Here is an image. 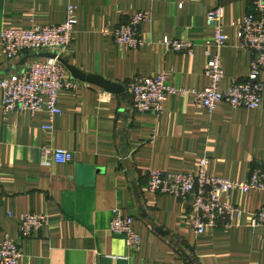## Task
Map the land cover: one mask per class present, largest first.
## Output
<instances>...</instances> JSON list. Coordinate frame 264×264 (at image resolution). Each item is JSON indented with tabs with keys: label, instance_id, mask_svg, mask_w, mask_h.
Wrapping results in <instances>:
<instances>
[{
	"label": "crops",
	"instance_id": "obj_1",
	"mask_svg": "<svg viewBox=\"0 0 264 264\" xmlns=\"http://www.w3.org/2000/svg\"><path fill=\"white\" fill-rule=\"evenodd\" d=\"M218 6L228 36L220 84L227 91L250 74L252 56L239 48L237 26L253 12L252 0H0V77L37 58L25 64L28 54L7 59L4 29L63 24L73 7L78 23L63 60L125 87L122 95L108 92L67 69V82L78 87L60 93L62 114L52 122L46 112L6 113L0 92V241L17 242L19 264H264V227L252 225L263 192L234 194L243 215L233 217L230 228L220 224L203 236L192 230L193 198L181 202L147 192L150 171L194 172L204 158L210 175L229 180L244 181L264 166V89L257 110L220 102L209 113L185 94L169 96L158 116L136 115L127 91L131 80L158 74L187 91L208 87L203 42L214 36L207 15ZM141 12L149 16L141 28L149 44L139 50L117 46L106 30ZM175 39L194 41V54L162 47V41ZM49 125L52 130L45 131ZM42 148L70 151L74 160L45 166ZM79 165L99 170L93 187L77 185ZM116 209L133 218L138 248L111 233ZM29 212L50 222L25 240L20 218Z\"/></svg>",
	"mask_w": 264,
	"mask_h": 264
},
{
	"label": "built area",
	"instance_id": "obj_2",
	"mask_svg": "<svg viewBox=\"0 0 264 264\" xmlns=\"http://www.w3.org/2000/svg\"><path fill=\"white\" fill-rule=\"evenodd\" d=\"M252 2L253 12L245 16L237 26L239 48L252 56L250 74L245 80L233 82L227 91L220 87L225 76L221 50L226 47L228 36L222 24L223 8L218 6L207 15V27L214 31V36L203 42L207 56L205 74L210 80L209 86L204 90L187 91L169 83L165 74L137 77L127 85L135 114L158 116L164 112L169 96L185 94L194 95L197 105L209 113H213L220 102H227L235 109L261 108L264 89V0ZM148 22V14L141 12L112 32L106 30V34H111L115 44L125 50H139L149 44L141 33V28ZM77 23L75 8L70 7L63 24L32 25L2 31L3 54L9 60L23 54L50 53L55 56L37 57L29 61L22 71L0 77L2 107L6 113L46 112L51 122L62 114L60 93L78 87V84L67 82L68 70L61 62L73 42ZM161 45L168 52L193 55L197 44L189 39H175L164 40ZM43 129L51 131L52 126ZM41 155L45 166L68 164L74 160V154L63 149L42 148ZM208 162L207 158L201 159L194 172L152 170L148 174L147 192L151 196L168 195L181 202L193 198L192 230L198 236L215 230L220 224L230 228L233 217L240 218L243 215V211L232 202L234 194H248L252 191L264 193V166L255 168L248 179L239 181L210 175L207 171ZM49 222L46 215L26 213L20 218V235L30 240ZM252 225L264 227V205L253 214ZM110 231L124 237L130 248L140 246L141 238L134 229L133 218L120 209L113 211ZM21 258L17 242L11 239L0 241V264H19Z\"/></svg>",
	"mask_w": 264,
	"mask_h": 264
},
{
	"label": "water",
	"instance_id": "obj_3",
	"mask_svg": "<svg viewBox=\"0 0 264 264\" xmlns=\"http://www.w3.org/2000/svg\"><path fill=\"white\" fill-rule=\"evenodd\" d=\"M33 57H39V58H50V57H55L53 54L50 53H35L33 55H28L27 59L24 61L23 64L27 62L30 58ZM61 62L66 66V68L73 73V75L82 81H87L89 83L98 85L105 89L108 92H112L118 95H122L125 92V87L108 81L105 78H102L100 76H95V75H85L79 70L76 69V67L70 65L66 60H61ZM99 170H95L92 166L89 165H79L77 167V185L80 187H93L95 183V178H96V173H98ZM159 233L163 234L161 230H158Z\"/></svg>",
	"mask_w": 264,
	"mask_h": 264
}]
</instances>
